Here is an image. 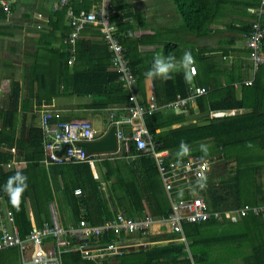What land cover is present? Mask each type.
<instances>
[{"label": "crops", "instance_id": "obj_1", "mask_svg": "<svg viewBox=\"0 0 264 264\" xmlns=\"http://www.w3.org/2000/svg\"><path fill=\"white\" fill-rule=\"evenodd\" d=\"M57 1L11 0L8 13H4L0 7V132L9 135L11 133L14 141L23 139L28 142L30 126L40 125L41 113L34 110V106L38 105L37 96L42 98L41 105H45V111L57 112L67 120L86 119L93 124L94 118L99 117L102 120V129L96 130L93 126L97 139L101 138L109 128L107 124L109 109L122 108L127 104L124 88L126 98L123 97L109 104L105 110L98 109L95 102V100H104L105 97L75 94L74 85L82 87L80 83L82 77L98 79V74L91 72L90 67L96 64V58L104 57L102 48L108 47L101 38L100 27L89 25L81 31L76 42L74 62L68 64L66 40L70 27L65 11L54 10ZM258 1L205 0L202 3V20L199 24L201 28L194 30L184 22L173 0H114L115 13L112 20L121 36L134 44L131 49L132 54L140 60L138 62L140 77L139 80L136 77L135 86L140 103L148 104L152 95L155 96L159 106L173 101L176 97L169 100L173 91L171 85L175 86L180 76L185 89L189 82L203 86L208 93L217 95L222 103L232 101L229 94L232 91L234 103L242 102L241 107L210 111L209 114L198 113L197 116L188 113L189 107L163 111L166 116L176 114L174 118L169 117L168 121L171 123L163 128V131L194 122L195 118L199 119L198 117L202 115H208L207 117L210 118L245 117L247 121L252 122L261 121L260 118L264 117V87L257 90L252 87L253 85L246 83L249 80L253 82L255 75L251 71L249 52L244 46V32L241 30L244 26H250L253 16L248 9L255 7ZM85 2L91 3L90 0ZM81 4L82 0L70 2V6L73 5L75 8ZM119 27L123 29L119 30ZM81 43L85 44L86 52H81L77 47ZM157 50L162 51L161 55L171 57L177 68L172 73L171 79L162 80L145 75L154 60V58L150 60L149 56L155 55ZM186 52L191 53L197 66L195 77L188 75L184 62ZM107 68L116 72L112 68L111 61ZM12 83L18 85L19 91L14 120L9 119V115L6 116L8 112L13 111L16 102L12 95ZM183 93H177L176 96ZM28 105L29 109L25 107ZM190 107L195 108L196 103ZM178 116H184L183 120ZM8 122H13L14 125L10 126ZM239 136L243 135L239 134ZM8 149L6 145L0 143V151L6 152L9 151ZM229 149L235 155L247 157L245 160L249 166H256L261 164L258 162L261 160L258 154L264 155V141L260 144L258 140L248 145L238 144ZM17 152L16 149L15 153H10L14 156ZM124 153L127 160L135 157L127 152ZM44 159H41L39 164L49 171L52 165L45 164ZM120 159L123 158L118 150L116 153L95 154L93 164H89L93 177L106 185L99 175V163L107 160L115 165L121 163L116 162ZM12 160L17 162L15 157ZM233 162L232 169L235 170L236 163L234 160ZM263 173L264 167L261 175ZM259 178L260 175L257 183L263 194L258 195V203L264 200V177H261V180ZM49 180L54 198L48 204V220L51 218L50 209L54 208L61 225L68 226L73 222L60 190L61 178L49 175ZM4 205H7L6 201L0 197V207ZM83 211L84 208H81V216ZM32 224L40 225L34 220L31 221ZM2 252L7 254V258L0 261L1 264H21L18 248L0 250V254Z\"/></svg>", "mask_w": 264, "mask_h": 264}, {"label": "trees", "instance_id": "obj_2", "mask_svg": "<svg viewBox=\"0 0 264 264\" xmlns=\"http://www.w3.org/2000/svg\"><path fill=\"white\" fill-rule=\"evenodd\" d=\"M85 1L82 0V4L77 8L71 6L75 11L82 7L89 9L92 2L87 4ZM173 1L177 4L178 11L187 26L199 30L203 12L202 3L205 0ZM262 20L264 21V16ZM249 27V25L244 26L241 29L242 32L248 31ZM121 29L123 28L119 27V30ZM117 36L126 49L133 73L139 80L138 62L140 60L133 56L131 50L134 44L123 38L119 31ZM77 47L81 52L87 51L84 43L78 44ZM102 50L104 57L96 58V64L90 67L91 72L98 74V79L82 77L80 80L82 87L74 85L73 89L75 94L80 96L105 97L104 100H95L98 109L105 110L109 104L123 99L126 94L122 83L118 80V74L107 68L111 53L108 48L104 47ZM179 79L175 86L171 85L173 91L169 100L174 99L177 93L184 92L185 85L182 83V76ZM11 85L12 95L16 102L13 111L8 112L6 116L9 115V119L14 120L19 91L16 83ZM251 85L257 90L264 87V66L257 70ZM229 94L232 100L230 103L220 102L217 95L212 93L202 95L197 99L195 108H188V113L191 115L209 114L210 111L241 107V101L234 103L232 91ZM37 100L38 105L34 106V110L41 113L45 110V105H41L40 96H37ZM25 107L29 109L30 106ZM175 115L166 116L163 111H157L145 117V124L156 145V150L167 151L165 162L189 156L213 160V168L209 172L212 171L213 176H216L219 181L213 182L207 178L200 194L214 209H236L244 204H258L257 197L263 194V190L259 187L257 178L262 174L264 155L258 154V158L261 159L258 162L261 164L249 166L245 160L247 157L235 155L229 148L238 144H252L256 140L258 144L263 142L264 117L260 118L261 121L255 120L254 122L247 121L245 117H207L208 123L206 124H200L199 119L195 118L194 122L163 131V128L171 123L168 121L169 117L174 118ZM178 117L181 120L184 118V116ZM58 120L67 119L58 113V118L53 119L51 124H55ZM75 120L86 119L68 121ZM8 123L10 126L14 125L13 122ZM0 136V143L18 150L14 156L9 151H0V163L8 162L13 157L17 160L13 170L3 173L0 177V197L5 199L8 208L12 210L23 236L30 230L32 220L41 225L44 219L49 218L48 204L54 198L49 175L61 178L60 190L73 223L79 220L81 208H84L82 216L87 222L95 225L113 218L119 209L127 216L133 217L142 214L160 217L171 210L168 195L161 182L154 159L138 152L134 143H131L129 153L130 156L135 155L132 160H127L124 151L119 150L123 159L116 162L121 163L112 165L107 160L99 163V175L106 183L105 188L101 189L103 185L100 180L93 177L88 162L51 164L49 171L40 166L39 161L47 159L43 148V130L40 125L30 126L28 142L23 139L14 141L11 133L9 135L6 132H0ZM217 160H234L236 169L233 171L228 169V172L231 171V173L227 172L230 176L223 178L220 165L216 163ZM16 172L28 178V188L21 195L18 209L9 202L2 188L8 178ZM222 187L224 189L220 191ZM78 188L81 194L76 195L75 190ZM183 230L187 244L166 228L155 229L148 241L157 243L166 240L168 242L147 249L135 248L118 257L117 262L113 264H264V214L248 215L232 221L223 219L209 220L200 224H185ZM103 240L108 241V238ZM64 260V264H95L82 260L78 254L71 253L66 254Z\"/></svg>", "mask_w": 264, "mask_h": 264}, {"label": "built area", "instance_id": "obj_3", "mask_svg": "<svg viewBox=\"0 0 264 264\" xmlns=\"http://www.w3.org/2000/svg\"><path fill=\"white\" fill-rule=\"evenodd\" d=\"M58 0L54 10H64L70 31L67 36L69 58L72 64L76 55V42L80 33L89 25L99 26L101 38L111 53L112 68L118 74L127 94L124 107H113L108 111V126L116 128L118 151L130 153L131 143L136 150L154 159L161 182L168 195L171 210L168 214L153 217L142 214L131 217L122 211L101 224H90L80 216L76 223L61 225L58 213L51 208L50 220L41 225L32 224L26 235H22L16 225L15 217L7 205L0 207V250L16 247L21 254V264H64L66 254H78L82 260L95 264H113L117 258L135 248L152 243L148 241L155 229L166 228L170 233L186 242L183 226L200 224L209 220H238L248 215H263L264 201L258 204H244L240 208L214 209L200 194L205 185L206 176L213 165V160L190 156L188 158L165 162L167 151H157L145 124V117L157 111L184 109L196 103L197 99L208 90L192 82L187 84L185 92L178 94L173 101L159 106L154 95L148 104L138 101L136 95V76L133 73L126 49L117 36L118 29L112 20L115 13L114 0H90L89 9L75 11L70 2ZM11 0H0L4 13L10 11ZM248 11L253 19L248 31L244 32V46L249 52L253 75L264 66V0ZM189 77L197 75V66L193 57L186 63ZM251 84L252 81L246 82ZM58 113L47 110L41 112L40 127L43 130V148L47 159L44 163L67 164L88 162L93 164V156L88 154L82 142L93 141L96 132L89 120H58ZM15 153V147L8 149ZM15 162L0 163V177L13 170ZM101 189L105 188L102 184ZM203 185V187H201ZM75 194H81L80 189ZM108 238V241H104Z\"/></svg>", "mask_w": 264, "mask_h": 264}, {"label": "clouds", "instance_id": "obj_4", "mask_svg": "<svg viewBox=\"0 0 264 264\" xmlns=\"http://www.w3.org/2000/svg\"><path fill=\"white\" fill-rule=\"evenodd\" d=\"M191 61V53L186 52L184 54V62ZM177 70L171 57H165L163 55L157 56L153 62L151 68L146 72V76L149 78H160L162 80H168L172 78V73ZM183 147V146H182ZM186 152V149H184ZM27 176L16 172L15 175L10 176L6 183L2 186L3 191L9 198V202L19 208L20 198L24 191L28 188ZM203 187V185H201Z\"/></svg>", "mask_w": 264, "mask_h": 264}, {"label": "rangeland", "instance_id": "obj_5", "mask_svg": "<svg viewBox=\"0 0 264 264\" xmlns=\"http://www.w3.org/2000/svg\"><path fill=\"white\" fill-rule=\"evenodd\" d=\"M161 54H163L162 53V51L161 50H157V52H156V54L154 55V54H152V55H150L149 56V59L151 60L152 58H154L155 59V57H157V55H161ZM197 116V115H196ZM199 118V123L200 124H206V123H208V121L206 120V118H207V116H199L198 117ZM93 126H94V128L96 129V130H101L102 129V120L99 118V117H96V118H94V120H93ZM107 127V126H106ZM105 127V128H106ZM216 163H219V165H220V172H221V175H223V178H226V177H229L230 175L228 174V173H231V171H233V165H234V162H233V160H226V161H222V160H217L216 161ZM213 166V165H212ZM213 167H211V169H212ZM222 168H224V170L222 169ZM228 169H230L231 171L230 172H228ZM228 172V173H227ZM261 177H264V173H263V175H261L260 176V180H261ZM211 179L213 182H218L219 180H218V178L216 177V176H213V173H212V171L211 172H208V174H207V176H206V179ZM224 189V187H222L221 189H220V191H222ZM58 210V209H57ZM166 242H168V241H166V240H164V241H162V242H157V243H150V244H147L146 246H144V248L143 249H147V248H149V247H152V246H156V245H160V244H164V243H166ZM4 258H7V254L6 253H4V252H2V254H0V261H2ZM1 264V263H0Z\"/></svg>", "mask_w": 264, "mask_h": 264}, {"label": "water", "instance_id": "obj_6", "mask_svg": "<svg viewBox=\"0 0 264 264\" xmlns=\"http://www.w3.org/2000/svg\"><path fill=\"white\" fill-rule=\"evenodd\" d=\"M88 154H110L116 153L118 150L116 128L111 125L105 134L93 141H86L80 143Z\"/></svg>", "mask_w": 264, "mask_h": 264}]
</instances>
